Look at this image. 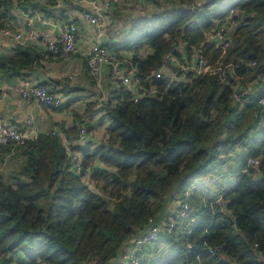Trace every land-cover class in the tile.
<instances>
[{
	"label": "trees",
	"instance_id": "obj_1",
	"mask_svg": "<svg viewBox=\"0 0 264 264\" xmlns=\"http://www.w3.org/2000/svg\"><path fill=\"white\" fill-rule=\"evenodd\" d=\"M16 3L33 5L0 0V29L12 24ZM171 6L152 18L141 16L134 30L136 44L144 41L150 49L145 56L132 50L135 77L155 93L135 101L109 74L107 99L88 104L86 114L101 108L110 121L99 147L79 145V127L88 130L84 122L70 133L58 128L66 144L50 131L13 154L11 145L1 147L21 166L9 177L0 174V264H114L132 239L164 217L163 225L175 200L189 208L151 250L162 256L159 264H264L257 261L264 253V128L254 133L261 107L233 100L237 82L246 98L258 92L246 87L248 80L258 79V93L264 91V0H172ZM221 25L231 30L228 46L205 45L206 34ZM181 45L189 54L202 48L210 63L222 66L210 74H180L173 82L155 79L168 52L183 60ZM14 51L0 57V70L18 74L42 58L27 46ZM238 149L237 166L224 170ZM76 152L80 174L74 171ZM250 158L260 163L247 175L242 167ZM220 195L223 206L213 203Z\"/></svg>",
	"mask_w": 264,
	"mask_h": 264
},
{
	"label": "built area",
	"instance_id": "obj_2",
	"mask_svg": "<svg viewBox=\"0 0 264 264\" xmlns=\"http://www.w3.org/2000/svg\"><path fill=\"white\" fill-rule=\"evenodd\" d=\"M79 4H89L90 8L82 13V18L93 26L102 28L107 23L108 15L111 9L120 3V0H71ZM56 5L62 3V0H54ZM26 25L31 26L34 18L39 21L44 20V15L40 12L28 13ZM59 24H54L59 30V36L56 40L49 41L46 46L49 52L54 57H66L79 53L76 45V37L78 32V24L76 21H58ZM230 28L226 25H221L214 28L211 32L206 34L204 44H213L217 48H226L229 44V32ZM0 32L20 45H27L32 40L37 38L36 33L32 29L28 32H23L13 24H7L4 28L0 29ZM181 59L173 53L168 52L163 59L162 64L157 71L153 73L155 79H162L167 77L171 82L186 77V74H204L213 73L216 69L222 66V63L216 64L210 63L206 58L202 48H193L192 53L181 45ZM85 58L88 72L92 80L97 86H100L106 76L110 74L112 78L119 81L122 85L130 89L134 93V100L138 101L139 98L152 95L155 90H147L140 85V81L135 77L137 73V67L130 57L121 55L110 48L107 45L101 43H93L83 53ZM255 63H252L250 67H254ZM175 68V69H174ZM177 69L179 72H177ZM225 70V67L221 68ZM232 71V70H231ZM16 92L27 103H36L39 106L59 109L65 104V97L60 93H55L49 85H39L32 83L28 78H23L17 85ZM245 91L239 90L238 82L234 85L233 100L242 106L254 103L261 107V116L258 124L261 128H264V91L260 93H253L252 96L244 97ZM1 98V94H0ZM53 135H59L63 142L68 143L66 135L62 130L57 127L51 129ZM40 133L35 124V116L30 113L23 121L21 125L14 124L8 120L0 119V147L11 145L13 150L10 152L13 154L17 147L24 146L29 141H35L38 139ZM88 136V130L84 125L79 127L78 141L83 142ZM260 161L258 159H248L246 165L242 167L244 174L250 175V168L257 167ZM74 171L80 174L81 157L80 153L76 152L74 155ZM86 181H89L86 174L84 176ZM189 193H186L188 196ZM213 203L224 205L222 195L217 197ZM166 220L163 225L151 226L145 236L138 239H134L132 245L125 252L124 263L126 264H142L149 259V252L154 248L155 244L166 234L173 231L176 227L177 220L184 217L186 211L189 208L187 202L182 200H175ZM197 218H193L192 222H197ZM152 222V219L150 220ZM191 248V246H189ZM149 251V252H148ZM217 248L210 247L209 253L215 254ZM257 261L264 262V253H259Z\"/></svg>",
	"mask_w": 264,
	"mask_h": 264
},
{
	"label": "crops",
	"instance_id": "obj_3",
	"mask_svg": "<svg viewBox=\"0 0 264 264\" xmlns=\"http://www.w3.org/2000/svg\"><path fill=\"white\" fill-rule=\"evenodd\" d=\"M32 1L33 5L27 4L19 6L16 3L10 13V21L15 27L25 33L28 32L29 29H32L34 33H36V39L32 40L27 45L21 46L37 49L41 53L42 58L33 67L23 70L18 74H10L6 71L0 70V119L8 120L14 124L21 125L24 119L30 113H33L35 116V124L40 134L48 133L54 127L61 128L63 130L65 129L66 131L69 130L70 133V130L73 129L75 125H78L80 122H84L88 127V136L85 141L78 143L80 146L90 147L92 150H95L106 140L107 129L110 125V121L107 120L108 118L104 115L105 120L102 122L101 119L104 118L102 117L103 113L100 111L86 114L85 110L89 103L96 102L100 99L102 94L108 92H100L99 87L95 86L91 82L88 75L86 61L82 53L93 43H101L109 47L111 46V48L115 50L117 49L114 46V42H112V38L108 36L109 31L108 28H106L107 23L102 28H99L91 25L82 18V13L90 8L88 3L79 4L71 0H62V3L56 5L54 0ZM121 2L122 0H120L118 5L111 9L108 18L110 16L111 19L114 20V17L118 14V12L124 11V7L122 8ZM34 12L42 13L44 15V20L39 21L34 18L31 26L26 25V15ZM62 20H73L77 22L78 32L76 45L80 52L66 57H54L49 52L46 44L49 41L56 40L58 38L59 30L54 26V24L58 25V21ZM16 45L20 44L16 43L13 39L4 36L0 32V57H13ZM129 46L130 45L127 44L121 50L117 49V51L124 56L132 57V49ZM108 75L109 74L107 73L100 85V88H102L103 91L110 83ZM23 78H28L34 84L40 85L49 83L47 85L50 87H56L57 92L65 97L64 107L61 109H52L39 106L36 103H27L24 101V99H22V97L15 90ZM69 79L73 80L70 81ZM252 82V79L246 82V87H248L251 92H259L262 90L261 88L259 89L262 84L258 81L256 83ZM94 109L96 110V107ZM99 123L100 126H97ZM94 124L96 128L94 130H90L93 129ZM262 130L263 129L258 126L254 130V133H262ZM74 138H76L75 134ZM238 151L239 152H237L231 162L227 164L226 169H228V166L230 165L232 168L237 166V157L242 154L241 149H238ZM12 157H14V155L2 153L0 147V167L12 166L15 164L12 163ZM96 164L98 165L97 162ZM91 173V170L86 172L88 179L90 178ZM171 206L172 203L168 206V212L170 211ZM159 224L162 225L161 219L159 220ZM129 248L130 246L126 247L124 249V253L128 251ZM122 255L123 253L115 258L113 263L120 264L123 259ZM153 256L152 252H149L148 261L150 258L153 259Z\"/></svg>",
	"mask_w": 264,
	"mask_h": 264
},
{
	"label": "rangeland",
	"instance_id": "obj_4",
	"mask_svg": "<svg viewBox=\"0 0 264 264\" xmlns=\"http://www.w3.org/2000/svg\"><path fill=\"white\" fill-rule=\"evenodd\" d=\"M157 2H160V5L157 4ZM171 3H172V0H163V1L162 0H157V1L156 0H122L121 5H122V8L124 7V9H123L124 11L118 12V14H116L114 17V20H112L111 17L109 16L108 21H107V25H106V28H108V31H109L108 36L110 38H112V42H114V44H115L114 46L117 49L121 50L127 44H129L130 45L129 47H131L132 50L139 48V50L141 51V53L144 56L147 55L150 52V49L148 48V46H146L145 42L142 41L141 44H139V45L136 44V42L138 41V38H136L134 36V30H135V27L138 23V20L141 16L145 17V18L146 17L152 18L157 13H161L164 10L172 7ZM138 6H140V7H138ZM125 16H127L128 18ZM69 80L71 81L73 79H69ZM257 80L258 79H255V80H253V82L256 83ZM252 83H250V84H252ZM95 86H97V85H95ZM98 87H99L100 92H102V93L103 92H109V86H106L104 88V91L102 88H100V86H98ZM108 95H109L108 93L102 94V96L100 97V99L102 101L101 103H103L107 99ZM99 111L100 112L102 111L101 108H99ZM102 117L104 119H101V118L100 119L103 122V120H105L104 113H103ZM91 126H93V125H91ZM97 126H100V123L97 124ZM258 126L262 127L261 125H258ZM95 128H96V126L94 124L93 129H90V130H94ZM108 128H110V125L108 126ZM232 154H234V152ZM12 163H15V164H13L12 166L0 167V174L2 173L5 176L9 177L11 172L18 170L19 167L21 166L20 160L16 155L14 157H12ZM223 168H225V169L227 168V163L223 164ZM172 206H173V204H172ZM172 206L170 207V210H171ZM162 219H164V217ZM161 257L162 256L156 255L153 258V260L147 261V264H159ZM150 259H152V258H150ZM15 264H17L16 261H15Z\"/></svg>",
	"mask_w": 264,
	"mask_h": 264
},
{
	"label": "water",
	"instance_id": "obj_5",
	"mask_svg": "<svg viewBox=\"0 0 264 264\" xmlns=\"http://www.w3.org/2000/svg\"><path fill=\"white\" fill-rule=\"evenodd\" d=\"M134 240V239H133ZM133 240H132V242H133Z\"/></svg>",
	"mask_w": 264,
	"mask_h": 264
},
{
	"label": "bare ground",
	"instance_id": "obj_6",
	"mask_svg": "<svg viewBox=\"0 0 264 264\" xmlns=\"http://www.w3.org/2000/svg\"><path fill=\"white\" fill-rule=\"evenodd\" d=\"M83 55V54H82ZM40 133V132H39Z\"/></svg>",
	"mask_w": 264,
	"mask_h": 264
}]
</instances>
